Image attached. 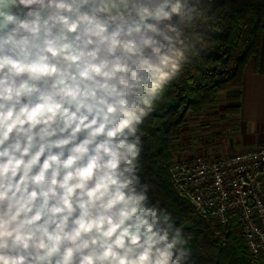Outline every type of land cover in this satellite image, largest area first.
Segmentation results:
<instances>
[{"label": "clouds", "instance_id": "9594fccd", "mask_svg": "<svg viewBox=\"0 0 264 264\" xmlns=\"http://www.w3.org/2000/svg\"><path fill=\"white\" fill-rule=\"evenodd\" d=\"M190 0H0V264H190L141 125Z\"/></svg>", "mask_w": 264, "mask_h": 264}, {"label": "trees", "instance_id": "16d2710c", "mask_svg": "<svg viewBox=\"0 0 264 264\" xmlns=\"http://www.w3.org/2000/svg\"><path fill=\"white\" fill-rule=\"evenodd\" d=\"M190 17L180 24V70L141 125L139 175L149 185L151 203L159 201L183 227L190 264H259L240 237L216 234L209 220L179 193L170 164L188 113H199L221 92L241 87L248 61L259 58L264 0H190Z\"/></svg>", "mask_w": 264, "mask_h": 264}, {"label": "built area", "instance_id": "2783aa9c", "mask_svg": "<svg viewBox=\"0 0 264 264\" xmlns=\"http://www.w3.org/2000/svg\"><path fill=\"white\" fill-rule=\"evenodd\" d=\"M179 193L224 228H239L248 253L264 264V146L208 159L171 162Z\"/></svg>", "mask_w": 264, "mask_h": 264}, {"label": "crops", "instance_id": "0c3cea01", "mask_svg": "<svg viewBox=\"0 0 264 264\" xmlns=\"http://www.w3.org/2000/svg\"><path fill=\"white\" fill-rule=\"evenodd\" d=\"M215 105L235 130L231 144L217 148L216 154L264 146V34L260 56L248 61L242 86L221 92Z\"/></svg>", "mask_w": 264, "mask_h": 264}, {"label": "rangeland", "instance_id": "374dc122", "mask_svg": "<svg viewBox=\"0 0 264 264\" xmlns=\"http://www.w3.org/2000/svg\"><path fill=\"white\" fill-rule=\"evenodd\" d=\"M234 131L232 126H229L227 117L218 114V107L215 102L206 105L203 111L199 113L189 112L182 133L177 136L179 144L173 150L171 162H174V160H190L196 156L213 160L225 154H230L226 151V153L221 154L215 152L219 153L217 148L231 144L233 135L235 136ZM209 222L216 234L225 235L228 232L231 235L230 238L237 237L239 234L237 226L235 228H224L215 221L209 220Z\"/></svg>", "mask_w": 264, "mask_h": 264}]
</instances>
